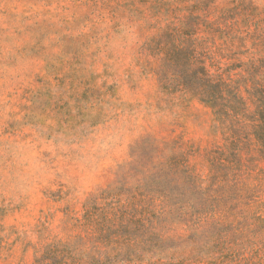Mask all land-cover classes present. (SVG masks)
Here are the masks:
<instances>
[{"label":"rangeland","instance_id":"1","mask_svg":"<svg viewBox=\"0 0 264 264\" xmlns=\"http://www.w3.org/2000/svg\"><path fill=\"white\" fill-rule=\"evenodd\" d=\"M262 97L264 0H0V264H264Z\"/></svg>","mask_w":264,"mask_h":264},{"label":"trees","instance_id":"2","mask_svg":"<svg viewBox=\"0 0 264 264\" xmlns=\"http://www.w3.org/2000/svg\"><path fill=\"white\" fill-rule=\"evenodd\" d=\"M175 67L178 70L176 74V83L178 87H183L185 90L192 92L193 95L200 97L202 102L212 106L214 109L218 106L216 101L220 97H222L221 100H223L222 84L214 83V81L209 78L208 72L205 68H203L201 73H197L193 70L194 68L190 59L185 60L182 64H176ZM236 102L244 105L243 100L240 98L237 99ZM229 108H231L229 104L222 107L223 110ZM233 111L238 113L240 112V109H236V107L233 106ZM257 116L258 118L256 119L259 124L255 126L253 134L260 147L259 151L264 158V97L260 99Z\"/></svg>","mask_w":264,"mask_h":264}]
</instances>
